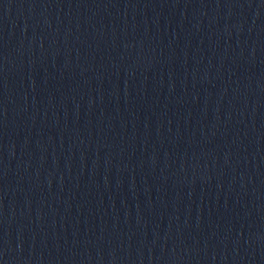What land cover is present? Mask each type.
Returning a JSON list of instances; mask_svg holds the SVG:
<instances>
[{"label":"water","instance_id":"1","mask_svg":"<svg viewBox=\"0 0 264 264\" xmlns=\"http://www.w3.org/2000/svg\"><path fill=\"white\" fill-rule=\"evenodd\" d=\"M0 264H264V0H0Z\"/></svg>","mask_w":264,"mask_h":264}]
</instances>
